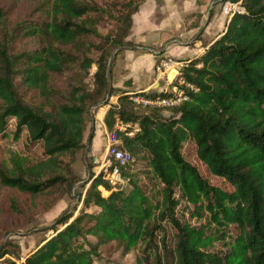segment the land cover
<instances>
[{
    "label": "trees",
    "instance_id": "obj_1",
    "mask_svg": "<svg viewBox=\"0 0 264 264\" xmlns=\"http://www.w3.org/2000/svg\"><path fill=\"white\" fill-rule=\"evenodd\" d=\"M140 1L0 0V139L24 134L40 146L38 158L0 149V239L8 235L0 257H19L9 237L79 180L71 163L84 147L89 109L116 93L102 121L108 132L116 121L128 125L116 132L132 157L119 167L127 189L93 177L77 215L76 204L62 209L44 228L53 233L19 264H93L101 248L132 251L133 264H264V0H240L224 31L179 68L171 85L186 99L168 108L134 104L131 95L165 93L115 89L111 66L105 74L114 49L135 45L125 38ZM187 141L194 159L182 150ZM139 163L154 182L140 179ZM179 200L189 216L204 211L217 230H236L225 250L209 249L207 224L180 221Z\"/></svg>",
    "mask_w": 264,
    "mask_h": 264
},
{
    "label": "crops",
    "instance_id": "obj_2",
    "mask_svg": "<svg viewBox=\"0 0 264 264\" xmlns=\"http://www.w3.org/2000/svg\"><path fill=\"white\" fill-rule=\"evenodd\" d=\"M224 1L141 0L131 15L125 38L135 45L123 49L111 69L112 87L147 93H163L171 88L180 66L199 56L224 31L231 16L221 11ZM229 1L239 4L238 11L242 10L240 0ZM159 58L169 60L170 64L167 69L156 72ZM102 113L89 126V156L98 151L100 137L105 131Z\"/></svg>",
    "mask_w": 264,
    "mask_h": 264
},
{
    "label": "rangeland",
    "instance_id": "obj_3",
    "mask_svg": "<svg viewBox=\"0 0 264 264\" xmlns=\"http://www.w3.org/2000/svg\"><path fill=\"white\" fill-rule=\"evenodd\" d=\"M110 25V20L104 18L103 21L100 23V28L104 30L106 27H109ZM123 49H121L118 53L117 51L114 53L111 61L110 66L111 69L113 66L117 63L120 54ZM117 53V54H116ZM109 66V67H110ZM94 71V66H91L89 69V73L85 79V82L90 85L91 84V74ZM111 73V72H110ZM170 88V87H169ZM167 88V90L169 89ZM165 90V91H167ZM165 93V92H164ZM116 93H113V95L109 96L108 98L105 99L104 104L98 106H91L89 109V115H90V120L85 128L84 134H83V143L84 147L83 149L77 154L76 158L74 161L71 163V168L74 172V174L79 178L78 181L75 183L82 181L80 184H75L72 186L70 192L68 195H63L52 207H50L48 210L44 212H38L33 220L30 222L29 225H27L25 228L19 229L15 234L11 235L9 237L10 247H8L10 250H17L19 249V257H14L10 252L7 254H4L2 257L1 263H4L6 260H12L16 261L17 263L21 262L23 260V256H25L27 253H29L31 250L35 248V246L40 242L41 239L51 235L53 233L52 230H44L46 226H49L53 220L56 218V216L60 213L62 209H64L66 206H70L73 204H76V207L73 211L72 217L77 215L78 210L81 206V199L76 200L74 195H82L85 188L89 185V181L84 180L86 178L87 173L90 174V179L97 176L99 173H101L102 178L106 181V183L109 186V190H112V186L109 184V182L104 178V172H103V166L102 163L104 161V150L106 148V135L109 133L108 131H103L101 137H100V145L98 148V151H96V154L93 156H89L87 151H88V146L89 143L87 142V138L89 135V126H91V122H95L97 120V115L99 113H102V117L107 110L108 106L110 103H115L116 99L115 98ZM114 101V102H113ZM100 103V102H98ZM139 112H143L144 110L142 108L138 109ZM170 114L169 110L165 109L162 110V115L168 116ZM92 122V123H93ZM103 122V121H102ZM13 126V121L10 120L8 121V128L12 129ZM102 128V127H101ZM119 139V138H118ZM120 141V139H119ZM0 149H12L16 152H19L21 154H25L28 157L31 158H38L40 156V146L39 145H29L28 142L25 141L24 134L20 136V138L17 141H14L10 138L8 135L7 138L5 139H0ZM183 152L190 155L192 159H194V151H195V146L192 141H187L185 145L183 146ZM139 169V177L142 181L144 182H154V180L150 179L149 175L145 174L144 172V167L142 163L137 164ZM151 180V181H150ZM213 183H218L219 179L212 178L211 180ZM156 183V181H155ZM83 185V187H81ZM157 185V183H156ZM128 186L123 188L122 190H126ZM100 190V193L103 196H106L109 191L108 190H103L98 187ZM156 189V186L154 187ZM177 194V192H176ZM184 202L182 200H179V204L176 207L175 214L176 216L180 219V221H187L190 224L193 225H198L199 223H205L208 225V229L206 230V233L209 232L212 237V244L209 246V249L214 250V251H223L226 249V246L224 243L229 242L230 237L236 233V230L232 227L229 226L227 228H222L218 229L214 224L208 222L207 218V213L202 211V216L200 218L196 217H191L189 216V210L191 209V206H189V210L184 208ZM87 211H96V208L91 207ZM72 219V218H71ZM221 232H224V235L221 238H218L221 236ZM8 235L4 236L2 239H0V247L6 242ZM90 241H94V238L91 236L87 237ZM17 246V248H15ZM100 256L97 258H94L93 264H133V257L134 254L133 252H128L126 254H122L120 251H114V252H107L104 250V248H101L100 250Z\"/></svg>",
    "mask_w": 264,
    "mask_h": 264
},
{
    "label": "built area",
    "instance_id": "obj_4",
    "mask_svg": "<svg viewBox=\"0 0 264 264\" xmlns=\"http://www.w3.org/2000/svg\"><path fill=\"white\" fill-rule=\"evenodd\" d=\"M239 4L233 3L229 0L223 2L221 11L227 15H232L234 12L238 11ZM242 8V7H241ZM170 61L165 58H159L155 71L161 72L169 67ZM182 64L180 67L184 66ZM164 93V92H163ZM129 99L134 103L144 107H158V108H168L174 106L186 99L183 91L177 86H172L169 90L165 91V95L147 97L142 95H131ZM129 131L126 132L127 135H131L132 132L137 130L136 124L131 125ZM128 127L127 124H123L116 121L113 126V130L110 131L106 136V148L104 150V161L102 163L104 178L109 182V184L114 189H123L128 186V179L120 175L119 167L125 166L129 162H132V157L121 147V142L116 134L117 131H123ZM13 260V259H12ZM2 258H0V264ZM16 264H19L15 261Z\"/></svg>",
    "mask_w": 264,
    "mask_h": 264
},
{
    "label": "water",
    "instance_id": "obj_5",
    "mask_svg": "<svg viewBox=\"0 0 264 264\" xmlns=\"http://www.w3.org/2000/svg\"><path fill=\"white\" fill-rule=\"evenodd\" d=\"M117 51V49H114L111 53H110V55H109V57H108V60H107V63H106V69H105V74H106V76L108 75V72H109V66H110V62H111V59H112V57H113V55H114V53ZM106 98H108V93L106 94ZM102 104H104V101H102V102H100V103H97V104H95L94 106H100V105H102ZM84 180H87V181H91L92 180V178L90 179V174L89 173H87V175H86V178L84 179ZM81 182H83V180L82 181H79V182H77V183H75V184H80ZM74 184V185H75ZM74 197L76 198V200H79V196L78 195H74ZM81 201V200H80Z\"/></svg>",
    "mask_w": 264,
    "mask_h": 264
},
{
    "label": "bare ground",
    "instance_id": "obj_6",
    "mask_svg": "<svg viewBox=\"0 0 264 264\" xmlns=\"http://www.w3.org/2000/svg\"><path fill=\"white\" fill-rule=\"evenodd\" d=\"M173 70L169 69V72L172 73Z\"/></svg>",
    "mask_w": 264,
    "mask_h": 264
}]
</instances>
